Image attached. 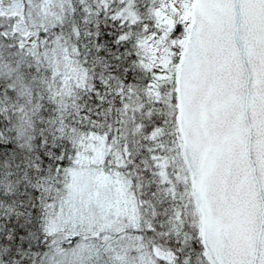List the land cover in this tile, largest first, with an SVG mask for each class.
Returning a JSON list of instances; mask_svg holds the SVG:
<instances>
[{
	"label": "snow or ice",
	"instance_id": "6c2138e0",
	"mask_svg": "<svg viewBox=\"0 0 264 264\" xmlns=\"http://www.w3.org/2000/svg\"><path fill=\"white\" fill-rule=\"evenodd\" d=\"M0 264H264V0H0Z\"/></svg>",
	"mask_w": 264,
	"mask_h": 264
}]
</instances>
